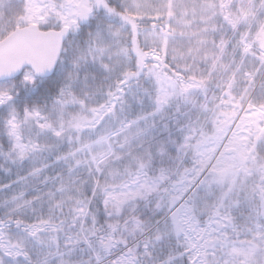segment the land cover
Segmentation results:
<instances>
[{
    "label": "snow or ice",
    "instance_id": "obj_1",
    "mask_svg": "<svg viewBox=\"0 0 264 264\" xmlns=\"http://www.w3.org/2000/svg\"><path fill=\"white\" fill-rule=\"evenodd\" d=\"M0 264H264V0H0Z\"/></svg>",
    "mask_w": 264,
    "mask_h": 264
}]
</instances>
